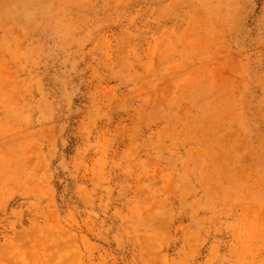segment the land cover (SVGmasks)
I'll return each instance as SVG.
<instances>
[{
	"label": "rangeland",
	"instance_id": "1",
	"mask_svg": "<svg viewBox=\"0 0 264 264\" xmlns=\"http://www.w3.org/2000/svg\"><path fill=\"white\" fill-rule=\"evenodd\" d=\"M0 264H264V0H0Z\"/></svg>",
	"mask_w": 264,
	"mask_h": 264
}]
</instances>
